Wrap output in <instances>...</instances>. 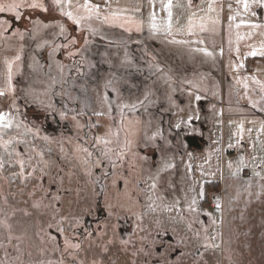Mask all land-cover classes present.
<instances>
[{
  "label": "rangeland",
  "instance_id": "obj_1",
  "mask_svg": "<svg viewBox=\"0 0 264 264\" xmlns=\"http://www.w3.org/2000/svg\"><path fill=\"white\" fill-rule=\"evenodd\" d=\"M15 2L0 13V264H264V8Z\"/></svg>",
  "mask_w": 264,
  "mask_h": 264
},
{
  "label": "snow or ice",
  "instance_id": "obj_2",
  "mask_svg": "<svg viewBox=\"0 0 264 264\" xmlns=\"http://www.w3.org/2000/svg\"><path fill=\"white\" fill-rule=\"evenodd\" d=\"M54 3L57 4V5H61V0H54ZM237 3H242L243 4V7H244V10L247 12L249 11L250 7L252 5H255L256 7H262L264 8V0H251V4L249 3V0H237ZM188 5L189 7H191L192 5V0H188ZM20 3H17L15 2V0H13V3L11 4H8V5H5V4H2L0 3V13H3L6 11V8L11 10L12 12H15L19 7H20ZM29 7H32V8H37V7H40V8H43V5L39 4V3H32L31 5H28ZM171 6H172V0H168V4L165 5V7L167 8L168 10V16L169 18H171L172 16V12H171ZM83 7L89 12L91 13L94 9L98 8V6H92V5H89L88 3V0H85V3L83 5ZM46 10V9H45ZM213 0H210L209 4H208V11L211 12L213 11ZM64 15H66L69 19H72L74 23H80V21L82 19H85V17H76L73 15V13L71 11H68V12H64L63 13ZM194 15V14H193ZM252 15H256L255 12L252 13ZM20 17L17 15L16 16V19H19ZM105 19L107 20L108 18L105 17ZM155 17L153 16V21H154ZM229 19H234V17H229ZM217 21L213 20L212 23L215 24ZM4 23L6 24L7 21H4ZM201 30L203 31L205 29V25L203 23H201ZM238 27V25H237ZM252 27L254 28H258V27H261V25H258V24H255V25H252ZM151 28L152 29H157V25L155 24V22H153L151 24ZM169 28V31L171 29V24H169L168 26ZM191 30H192V21H191V18H189V32L191 33ZM4 31H7L6 28L0 30V35L3 34ZM74 42V41H73ZM207 55H211L210 52H206ZM260 55H264V45L261 46V50H260ZM250 55H257V52L254 50L253 52L250 53ZM16 60H19L20 57L19 55H17L15 57ZM8 63V86H9V90L11 89V80H12V75H11V62H7ZM243 65H241L242 67ZM262 88H264V86H262ZM6 95V92L2 89H0V97L2 96H5ZM96 115H100V113H96ZM12 126V119L9 117L8 113L7 112H2L0 111V128H4V129H8ZM178 126V125H177ZM262 127H264V125H262ZM28 131H31V129H28ZM249 131H251L249 129ZM96 141L97 143H109L110 141H107V140H102V138L100 137H97L96 138ZM11 143V140L9 141H3L2 143H0V146H3V147H7L8 144ZM130 143V141H129ZM84 151H87L86 149ZM19 155V154H17ZM92 155V153H88V156L90 157ZM104 155H108V153H105ZM116 155L118 156L119 159H123L124 157V152L123 151H120L119 153H116ZM241 162H243V157H241ZM18 163L20 164V173L19 175L21 176V178L24 177V161L23 160H19ZM99 163L96 164V167H99ZM113 166H115V162H113ZM4 167V161L2 159H0V168H3ZM229 167H231V164H229ZM256 175H259V173H255ZM15 175V174H14ZM29 176L32 175V173H28ZM152 187H155V185L153 184ZM193 203H195V201H193ZM217 207H219V205H217ZM189 227H191L189 225ZM60 232H63V229L60 228L59 229ZM90 235V233H89ZM9 239H11V237H9ZM111 243V242H109ZM122 243H127V241H122ZM69 247L73 248V249H80L81 248V245L79 243L77 244H72L71 241H69L67 238L65 239V250H67ZM207 247V245H206ZM105 251H107V249H105ZM141 251H143V249H141ZM135 254V253H134ZM145 255H149V253L145 252ZM61 264H63V262H61Z\"/></svg>",
  "mask_w": 264,
  "mask_h": 264
},
{
  "label": "water",
  "instance_id": "obj_3",
  "mask_svg": "<svg viewBox=\"0 0 264 264\" xmlns=\"http://www.w3.org/2000/svg\"><path fill=\"white\" fill-rule=\"evenodd\" d=\"M185 140L190 148L201 147V144L196 136H187Z\"/></svg>",
  "mask_w": 264,
  "mask_h": 264
}]
</instances>
